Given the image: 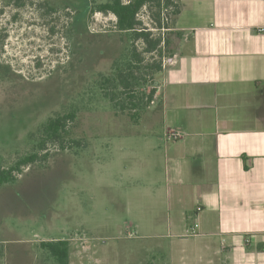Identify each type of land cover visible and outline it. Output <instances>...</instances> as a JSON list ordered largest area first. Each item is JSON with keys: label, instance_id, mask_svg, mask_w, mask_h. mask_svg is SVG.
Instances as JSON below:
<instances>
[{"label": "rangeland", "instance_id": "374dc122", "mask_svg": "<svg viewBox=\"0 0 264 264\" xmlns=\"http://www.w3.org/2000/svg\"><path fill=\"white\" fill-rule=\"evenodd\" d=\"M107 1L0 0V164L40 153L15 181L0 184V264H55L40 242L56 239L68 240L69 264H192L180 256L198 239L188 235L193 220L168 226L177 211L166 202L168 174L145 144L162 125L141 121L148 105L134 119L101 89L132 45L142 49L112 13L96 10ZM155 11L140 10L141 27L167 39L171 8H161V30ZM144 58L134 71L137 94L157 84V72L144 65L158 53ZM71 110L68 135L40 150L41 125Z\"/></svg>", "mask_w": 264, "mask_h": 264}, {"label": "crops", "instance_id": "0c3cea01", "mask_svg": "<svg viewBox=\"0 0 264 264\" xmlns=\"http://www.w3.org/2000/svg\"><path fill=\"white\" fill-rule=\"evenodd\" d=\"M171 1V53L141 116L162 125L145 144L168 174V226L198 223L182 263L264 264V0Z\"/></svg>", "mask_w": 264, "mask_h": 264}, {"label": "trees", "instance_id": "16d2710c", "mask_svg": "<svg viewBox=\"0 0 264 264\" xmlns=\"http://www.w3.org/2000/svg\"><path fill=\"white\" fill-rule=\"evenodd\" d=\"M22 4V0H17ZM162 6H172L170 13H177V7L171 0H131L124 3L123 0H110L98 3L95 7L97 11L103 13H112L116 20L115 26L119 31H132L133 39L142 43L141 51L132 45L130 57L122 66H117L114 76H107L101 82L103 93L112 104L119 110L127 109L131 111V116L135 119L145 105L152 103L156 88L151 89L147 94L143 92L137 94L133 87L139 76L135 75V69H140V64L144 62V55L158 53L159 59L152 64H145L146 68H152L155 72H159L162 66L163 53L162 47L168 45V39L161 38L160 35L152 36L149 29L141 27V21L138 19V13L144 7H154L156 11L152 13V23L156 28L161 30L160 11ZM173 10V12H172ZM163 44V45H161ZM169 46V45H168ZM167 53H171V48ZM118 89V90H117ZM76 118L74 110L49 117L41 125L42 137L39 141L40 150L45 148L46 143L60 141L69 133L70 122ZM62 148H64L62 146ZM46 157L47 154H42ZM40 157L39 152H33L25 155L14 162L9 167H3L0 164V184L15 181L17 174L20 173L24 166L34 163ZM40 247L45 250L53 259L55 264H69V242L66 239H56L49 241H41Z\"/></svg>", "mask_w": 264, "mask_h": 264}, {"label": "built area", "instance_id": "2783aa9c", "mask_svg": "<svg viewBox=\"0 0 264 264\" xmlns=\"http://www.w3.org/2000/svg\"><path fill=\"white\" fill-rule=\"evenodd\" d=\"M131 0H123L124 3H128L130 2ZM264 29V27H259L257 30L258 32H262ZM179 136V132L178 131H170L168 134H167V137L169 139H176L177 137ZM200 208H197V210H199ZM198 227V223L197 222H194L193 223V227H191V231L190 233H188V235H196L197 234V231H196V228ZM185 236V235H184Z\"/></svg>", "mask_w": 264, "mask_h": 264}]
</instances>
